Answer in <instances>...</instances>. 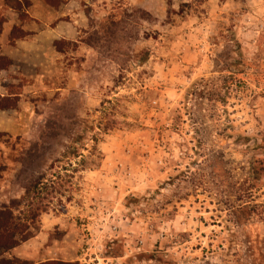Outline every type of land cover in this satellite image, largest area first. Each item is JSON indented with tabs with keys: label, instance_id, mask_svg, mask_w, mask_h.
<instances>
[{
	"label": "rangeland",
	"instance_id": "obj_1",
	"mask_svg": "<svg viewBox=\"0 0 264 264\" xmlns=\"http://www.w3.org/2000/svg\"><path fill=\"white\" fill-rule=\"evenodd\" d=\"M27 1L0 9V205L50 166L72 184L22 260L264 264V0ZM225 35L244 66L224 103Z\"/></svg>",
	"mask_w": 264,
	"mask_h": 264
},
{
	"label": "trees",
	"instance_id": "obj_2",
	"mask_svg": "<svg viewBox=\"0 0 264 264\" xmlns=\"http://www.w3.org/2000/svg\"><path fill=\"white\" fill-rule=\"evenodd\" d=\"M47 4L57 5L60 0H43ZM206 0H184L179 4V12L183 13L184 8L192 7L195 4H200ZM26 4L27 0H0V9L10 8L18 13V17L22 18L21 7L22 3ZM170 13V12H169ZM175 13V12H174ZM6 22L4 15L0 11V33L2 31L3 24ZM27 32L23 31L19 25L14 24L9 33L8 40L14 41L17 39L24 38ZM225 41L222 46V51L217 54V62L215 66L220 72H228L222 77V90L223 96L220 98L221 102H226L227 94L230 90L229 79L235 73L241 72L244 66L243 53L239 42H237L232 36L225 35ZM140 55H145V52H140ZM145 60V56L139 58V61ZM10 63V60L0 55V69L5 68ZM201 85L203 88L206 85L204 80ZM199 97H205L207 92L200 91L198 93H193ZM212 93H208L211 95ZM7 100L5 97H0V102ZM7 106L0 104V109ZM84 159H81L77 164L84 167ZM71 166V164H68ZM49 171H45L37 175L32 181L24 187L23 194L19 198L12 199L7 204L0 205V264H30L25 260L18 257L11 256L5 257L4 254L7 253L12 248L20 245L21 243L32 238L37 232L40 231V218L41 215L49 210L53 205V202L57 204L62 203V196L66 191L69 190L72 182L69 174L61 175L60 169L67 172L66 166H60L59 169L52 170L53 166L49 167ZM252 174H258L262 171L261 164L259 161L254 160L251 165ZM52 170V172H51ZM68 200V198H66ZM38 264H78V262H64V261H43Z\"/></svg>",
	"mask_w": 264,
	"mask_h": 264
},
{
	"label": "crops",
	"instance_id": "obj_3",
	"mask_svg": "<svg viewBox=\"0 0 264 264\" xmlns=\"http://www.w3.org/2000/svg\"><path fill=\"white\" fill-rule=\"evenodd\" d=\"M62 216H53V217H47L46 220H43V223H42V226H41V230L37 233V235L33 236L32 238L28 239L27 241L21 243L20 245L12 248L11 250H9L8 252L12 255H14L15 257H18V258H24L26 260H29L28 257L30 256H33L35 254L34 251H32L31 253L30 252H26L24 254H20L19 252L21 251L20 248L23 247V246H31L34 250L35 248V244L37 243L36 241H46L48 240V237H49V231L57 226L59 223L61 224V218ZM44 242H41V243H44ZM35 249H38V248H35ZM45 255L44 257H42V259L40 261H35L31 264H37V263H40V262H43V261H49V260H54V261H62L60 255L62 253V251L64 250H60V249H57V250H54L53 248L50 249L49 247H47L46 249H43ZM7 252V253H8Z\"/></svg>",
	"mask_w": 264,
	"mask_h": 264
}]
</instances>
